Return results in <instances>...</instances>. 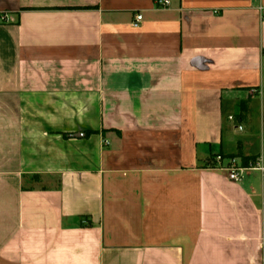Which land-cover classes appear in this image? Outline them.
Returning <instances> with one entry per match:
<instances>
[{
    "label": "crops",
    "instance_id": "0c3cea01",
    "mask_svg": "<svg viewBox=\"0 0 264 264\" xmlns=\"http://www.w3.org/2000/svg\"><path fill=\"white\" fill-rule=\"evenodd\" d=\"M168 1L0 0V264H264V0Z\"/></svg>",
    "mask_w": 264,
    "mask_h": 264
},
{
    "label": "built area",
    "instance_id": "2783aa9c",
    "mask_svg": "<svg viewBox=\"0 0 264 264\" xmlns=\"http://www.w3.org/2000/svg\"><path fill=\"white\" fill-rule=\"evenodd\" d=\"M154 7L156 9H166L170 3L168 0H153ZM262 18H264V9H260ZM142 16L137 14L134 16L133 22L131 23L133 28H138ZM208 167L216 170H224L228 173V179L233 182H238L241 178V173L246 171H257L264 176V166L259 158L247 160L243 163L237 157H225L223 155H215L209 162Z\"/></svg>",
    "mask_w": 264,
    "mask_h": 264
},
{
    "label": "trees",
    "instance_id": "16d2710c",
    "mask_svg": "<svg viewBox=\"0 0 264 264\" xmlns=\"http://www.w3.org/2000/svg\"><path fill=\"white\" fill-rule=\"evenodd\" d=\"M246 162H247V160H246V159H244V160H243V163H246Z\"/></svg>",
    "mask_w": 264,
    "mask_h": 264
}]
</instances>
